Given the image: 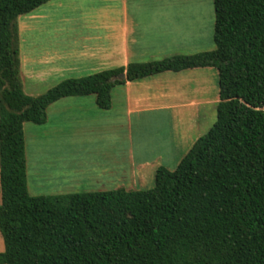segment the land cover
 Masks as SVG:
<instances>
[{
	"label": "trees",
	"instance_id": "16d2710c",
	"mask_svg": "<svg viewBox=\"0 0 264 264\" xmlns=\"http://www.w3.org/2000/svg\"><path fill=\"white\" fill-rule=\"evenodd\" d=\"M50 0H0V264H264V0H213L214 47L133 61L25 93L19 17ZM214 67L217 118L151 189L32 195L24 126L70 96L165 71ZM126 73L124 80L114 76Z\"/></svg>",
	"mask_w": 264,
	"mask_h": 264
},
{
	"label": "rangeland",
	"instance_id": "374dc122",
	"mask_svg": "<svg viewBox=\"0 0 264 264\" xmlns=\"http://www.w3.org/2000/svg\"><path fill=\"white\" fill-rule=\"evenodd\" d=\"M123 1L50 0L36 8L32 14L19 17L18 24L22 25L19 37L24 38L23 45L27 52L29 50L34 53L75 52L78 48L71 46L73 41L69 35L87 32L90 27L84 22L90 17L119 16ZM125 2L130 15L169 16L174 19L198 18L199 24L193 23L192 27H200L204 38L213 39L215 24L213 0H125ZM174 50L168 53L159 50L153 57L143 61L161 60L180 54ZM213 69L217 71L216 68ZM81 71L80 69L66 72L62 77L54 74L37 87L38 92H45L61 80L92 74ZM206 78L214 82L212 94L215 96L218 94V74L213 78L208 73ZM164 86L167 85L157 84L154 87L162 89ZM115 89L117 87L113 89L112 95ZM49 107L45 123L25 124L27 185L32 195L117 188L151 189L155 185L156 169L164 166L169 170H175L193 142L206 134L217 118L215 104L204 105L198 121L187 129L182 108H177L173 109L175 116L172 120L168 114H159L156 123L153 117L152 120L142 118L140 124L134 120L130 131L124 126L123 117L113 112L99 120L103 124L102 127H80L72 129L71 132L65 131L63 134H66V137L58 143L57 104ZM69 136H75L72 142L78 141L74 148H71V143L67 140ZM130 149H133L135 161L145 158L155 160L153 166L146 169L147 173L141 180H134L131 175ZM3 250L4 241L0 233V251Z\"/></svg>",
	"mask_w": 264,
	"mask_h": 264
},
{
	"label": "crops",
	"instance_id": "0c3cea01",
	"mask_svg": "<svg viewBox=\"0 0 264 264\" xmlns=\"http://www.w3.org/2000/svg\"><path fill=\"white\" fill-rule=\"evenodd\" d=\"M120 10L119 16L90 17L84 22L90 30L76 35L70 34L73 41L71 46L78 48L75 52H27L23 45L25 40L20 36V76L25 93L32 96L41 94L37 87L54 74L62 77L66 72L80 69L81 72L96 73L126 67L133 61L144 62V59L153 57L159 50L168 53L175 49L174 51H178L175 53L182 54L197 53L214 47L213 39L204 38L200 27H192L193 23L199 24L198 18L130 15L125 0ZM21 27L19 24V33ZM213 68L165 71L138 81H127L124 85L116 86L112 105L106 110L97 107L93 94L64 97L51 105L57 104V142L66 137L63 134L65 131L71 132L72 129L80 127H102L99 120L113 112L119 113L125 121L124 126L132 131L134 120L140 124L142 118L152 120L153 117L156 123L159 114H168L172 120L175 116L173 109L182 108L184 125L189 129L200 118L204 105L215 104L216 109L219 93L215 96L212 94L214 82L206 78L208 73L213 78L218 74ZM157 84L167 86L157 89L154 87ZM73 137L75 136L67 138L71 148L78 142L73 140V146ZM130 157L132 177L134 180L143 179L146 169L153 166L155 160L145 158L135 161L133 149H130Z\"/></svg>",
	"mask_w": 264,
	"mask_h": 264
},
{
	"label": "water",
	"instance_id": "95a60500",
	"mask_svg": "<svg viewBox=\"0 0 264 264\" xmlns=\"http://www.w3.org/2000/svg\"><path fill=\"white\" fill-rule=\"evenodd\" d=\"M125 78H126V73L123 72V73H120V74L117 75V76H114V77H113V80H115V79L124 80Z\"/></svg>",
	"mask_w": 264,
	"mask_h": 264
}]
</instances>
